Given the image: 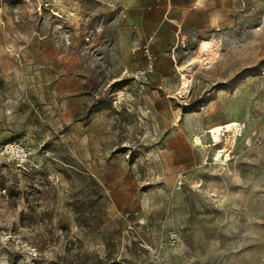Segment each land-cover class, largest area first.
<instances>
[{"label": "rangeland", "instance_id": "obj_1", "mask_svg": "<svg viewBox=\"0 0 264 264\" xmlns=\"http://www.w3.org/2000/svg\"><path fill=\"white\" fill-rule=\"evenodd\" d=\"M56 1L0 3V264H264V0H158L146 85L139 4Z\"/></svg>", "mask_w": 264, "mask_h": 264}, {"label": "crops", "instance_id": "obj_2", "mask_svg": "<svg viewBox=\"0 0 264 264\" xmlns=\"http://www.w3.org/2000/svg\"><path fill=\"white\" fill-rule=\"evenodd\" d=\"M142 0H129L130 3L139 4V8L134 10L131 14H129V21L130 24L132 25L134 32L137 34L139 37V41H142V39H146L150 36H153L155 38V44H154V51L156 52H164L165 49V44H166V39L167 35L163 34L164 29H169L170 30V38L173 40V46L176 44V40L178 41L179 44H181V48L183 49H191V40L192 38L189 36V40H187V36H181V28L182 24L178 20V22L174 20H169V19H164L163 16H159L155 12H151L153 9V6L155 3L158 2V0H147L149 4L142 6L141 5ZM157 7V6H156ZM192 13H189V15ZM186 16V14H184ZM191 26H187L186 28H190ZM36 36V35H35ZM33 37L32 39L29 40L30 44L33 43L35 46L41 47V38L38 37ZM29 44V45H30ZM164 44V45H163ZM178 47H175V50ZM58 67L63 68L61 65ZM62 71V70H61ZM65 74V72H64ZM62 72L59 73V75H55L54 79V84L56 83L58 85H61V83H65L68 78V76H63ZM39 82H41V77H37ZM34 80V78H33ZM30 82H32V79H30ZM57 87V86H56ZM55 91V97L54 101L56 103V106L58 105V101H64L63 104H61V107L67 106L68 104V99L70 98H63L59 97ZM41 101V99H40ZM78 102V101H77ZM80 113L79 110L74 115H70V118H75L78 114Z\"/></svg>", "mask_w": 264, "mask_h": 264}, {"label": "built area", "instance_id": "obj_3", "mask_svg": "<svg viewBox=\"0 0 264 264\" xmlns=\"http://www.w3.org/2000/svg\"><path fill=\"white\" fill-rule=\"evenodd\" d=\"M5 0H0L3 3ZM24 5L31 6L34 11H36L40 16L41 12L50 11L55 18L58 20H63V15L57 10L56 0H18ZM76 13H71L70 17H75ZM155 38L150 36L143 41H138L135 43L134 52H140L143 54L145 59V64L143 67L136 69L131 74V79L134 83L139 85H146L150 82L151 76L154 74L156 68V57L152 51V46L154 45ZM0 151L8 155L12 162L16 164L17 167L25 169L31 163L32 153L23 147L19 143H9L6 145H0Z\"/></svg>", "mask_w": 264, "mask_h": 264}, {"label": "bare ground", "instance_id": "obj_4", "mask_svg": "<svg viewBox=\"0 0 264 264\" xmlns=\"http://www.w3.org/2000/svg\"><path fill=\"white\" fill-rule=\"evenodd\" d=\"M203 49L206 50V51H207L208 49H210V44H209L208 42H205V43L203 44ZM187 89H188V83L185 81V82L183 83V87L181 88L180 95H181V94L184 95L185 92H188Z\"/></svg>", "mask_w": 264, "mask_h": 264}]
</instances>
